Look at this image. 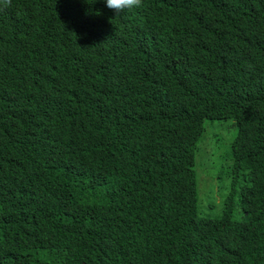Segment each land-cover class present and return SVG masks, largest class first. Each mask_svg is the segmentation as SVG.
<instances>
[{
    "label": "trees",
    "instance_id": "16d2710c",
    "mask_svg": "<svg viewBox=\"0 0 264 264\" xmlns=\"http://www.w3.org/2000/svg\"><path fill=\"white\" fill-rule=\"evenodd\" d=\"M96 10L0 7V151L6 104L33 106L16 176L0 172V264H264V0ZM230 118L212 154L207 121Z\"/></svg>",
    "mask_w": 264,
    "mask_h": 264
},
{
    "label": "clouds",
    "instance_id": "9594fccd",
    "mask_svg": "<svg viewBox=\"0 0 264 264\" xmlns=\"http://www.w3.org/2000/svg\"><path fill=\"white\" fill-rule=\"evenodd\" d=\"M66 2L73 4L79 2L81 0H65ZM97 4L96 13H98L101 9L112 13L114 10L116 14L124 11L125 9H131L134 7H140L142 4V0H94ZM12 4V0H0V7H9ZM56 25L61 28L62 31H66L68 26L63 23L62 16L58 15ZM33 106H29L26 110L20 108L19 110H15L14 108L10 107L6 104V112L9 115L7 120L8 127L11 133L15 135L9 137L10 139H15L13 147L9 151L1 152L3 156L0 157V172L2 175V181L6 182L7 184L10 183L16 176V167L12 162L7 160L6 155L12 158H24L25 157V144L31 142V139L24 140L18 138L20 134L25 133L26 127L32 123L29 121V115L27 112L31 111ZM211 152L202 151L200 154V159L206 161L209 157ZM20 157V158H19ZM220 161V160H219ZM203 173V172H202ZM198 178V174H197ZM202 178L205 179L204 174H202ZM202 179V180H203Z\"/></svg>",
    "mask_w": 264,
    "mask_h": 264
},
{
    "label": "rangeland",
    "instance_id": "374dc122",
    "mask_svg": "<svg viewBox=\"0 0 264 264\" xmlns=\"http://www.w3.org/2000/svg\"><path fill=\"white\" fill-rule=\"evenodd\" d=\"M237 133V126L236 121L232 118L225 119V120H208L207 124L205 126V135H211V134H217V139L221 143L223 147H221L219 150H217L216 142L217 140H213V143L211 144V152L212 154H220L222 155V151H225V146H230V143H232V140L235 138ZM203 143H200L202 145V149L205 151L210 150V146L206 145V141L204 139L201 140ZM201 152L198 153V158L200 159ZM211 158V157H210ZM210 158L204 162V171L203 173L210 179H215L214 173H213V167L211 166ZM219 162V161H217ZM197 172H198V182L199 185V191L202 193V168L201 164L197 166ZM198 198H202L205 202V211L204 215L209 217H218L222 212V206L224 202V198L221 195V199L218 200L215 196H206L203 197L201 194H198Z\"/></svg>",
    "mask_w": 264,
    "mask_h": 264
}]
</instances>
